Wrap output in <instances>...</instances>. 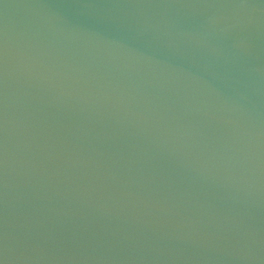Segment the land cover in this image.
Returning <instances> with one entry per match:
<instances>
[{
  "label": "water",
  "instance_id": "obj_1",
  "mask_svg": "<svg viewBox=\"0 0 264 264\" xmlns=\"http://www.w3.org/2000/svg\"><path fill=\"white\" fill-rule=\"evenodd\" d=\"M0 264H264V0H0Z\"/></svg>",
  "mask_w": 264,
  "mask_h": 264
}]
</instances>
